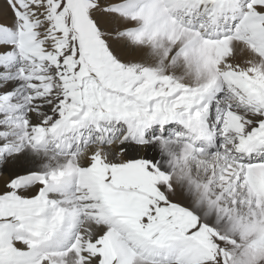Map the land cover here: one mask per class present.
<instances>
[{
  "label": "snow or ice",
  "instance_id": "snow-or-ice-1",
  "mask_svg": "<svg viewBox=\"0 0 264 264\" xmlns=\"http://www.w3.org/2000/svg\"><path fill=\"white\" fill-rule=\"evenodd\" d=\"M0 264H264V0H0Z\"/></svg>",
  "mask_w": 264,
  "mask_h": 264
}]
</instances>
